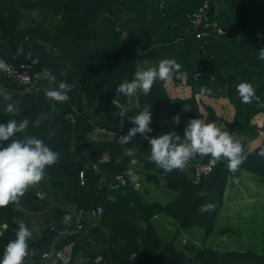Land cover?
<instances>
[{
	"label": "trees",
	"instance_id": "trees-1",
	"mask_svg": "<svg viewBox=\"0 0 264 264\" xmlns=\"http://www.w3.org/2000/svg\"><path fill=\"white\" fill-rule=\"evenodd\" d=\"M205 1L213 5V11L208 7V34L197 38L189 15L200 10ZM24 10L38 11L41 20L33 19L28 26L19 27ZM47 18L52 27L46 26ZM214 25L227 32L213 31ZM261 48L264 0H0V58L28 63L38 77L48 68L56 77L53 84L37 77L30 91L1 77L0 85L8 89L4 93L22 101L29 99L14 113L0 105V123L28 119V128L13 138L35 136L61 154L57 163L46 167L44 179L29 187L18 204L0 207V260L7 244L16 238L24 210H35L37 202L44 199L39 189L45 191L47 187L73 209H53V226L47 225L41 236L28 239L29 254L24 264H43L44 252L70 241L75 243L70 264H264V250L220 251L193 245V252L188 253L173 238L160 234L153 221L163 215L177 223L175 232L202 229L206 239L215 229L231 180L249 173L264 185V157L259 155L264 148V119L261 125L253 123L255 116L264 117V60L258 59ZM165 58L175 59L182 66V75L157 80L147 96L138 91L137 106L128 107V97L117 94V86L130 81L139 66L147 69ZM33 59L38 63L33 64ZM60 81L74 85L64 103L49 100L43 91L56 88ZM241 82H250L258 99L241 103L237 92ZM170 88L174 93L188 88L189 94L175 95ZM201 88L209 91L202 95ZM116 99L124 106L123 116L115 114L119 110L113 103ZM219 99L226 105L218 106ZM93 106L101 110L95 120L87 115ZM147 106L152 114L148 139L137 133L121 144L120 138L134 127L131 117ZM177 115L178 124L173 120ZM197 118L215 122L222 131L244 138L248 155L236 172H230L227 161L221 159L194 183L184 170L166 173L146 159L151 138L175 132L182 141L190 120ZM95 129L116 136L97 138L93 136ZM259 134L262 138L252 144ZM9 142H0V147ZM132 142V155H125ZM210 158L201 157L202 161ZM133 159L136 164L131 163ZM198 159L190 160L186 167L191 169ZM129 169L137 179L143 177L160 191L162 181L174 195L165 202L150 200L147 189L141 191L131 185ZM201 192L206 195L201 196ZM208 203L213 209L201 212V206ZM96 206L102 212L91 225L86 215ZM66 216L70 217L67 222ZM224 230L220 229L219 235ZM61 233H65L61 242L53 245Z\"/></svg>",
	"mask_w": 264,
	"mask_h": 264
},
{
	"label": "clouds",
	"instance_id": "clouds-1",
	"mask_svg": "<svg viewBox=\"0 0 264 264\" xmlns=\"http://www.w3.org/2000/svg\"><path fill=\"white\" fill-rule=\"evenodd\" d=\"M258 59L264 60V48L258 52ZM33 64L38 63V59L32 60ZM181 65L175 59H161L156 66L148 67L145 70L135 72L133 78L124 80L117 88L116 93L125 97L134 96L141 91L147 96L157 80L166 81L173 75H182ZM11 71V66L0 58V72ZM39 79L47 80L49 84L56 81V77L48 68H43L39 74ZM74 85L65 81H60L56 88H44V95L52 101L64 103L69 100L68 93ZM41 89H37V92ZM209 91L201 88L203 95ZM237 92L241 103L250 104L256 97V90L250 82H241L237 85ZM5 100H11V93H0ZM117 103V99L113 101ZM6 111L14 113L16 106L13 103L7 104ZM174 123H179V115L173 118ZM134 124L127 135L120 138L121 144H126L137 133L148 139L146 133L151 132L152 114L149 107H144L138 114L131 117ZM29 125L28 119L17 122L16 119H10L6 124L0 123V142L10 141L7 146L0 147V207H6L10 203L18 204L20 198L24 196L29 187L38 184L44 179L45 169L58 162L60 153L52 150L42 139L35 136L23 139L13 138L16 133H23ZM10 138H12L10 140ZM230 135L228 131H222L215 122H205L203 119H191L184 131V138L175 132L165 133L158 137L151 138L150 155L146 159L160 166L164 172H171L175 169L183 170L190 160L197 156L211 157V163L215 164L221 159L227 161L226 167L230 172H236L247 159V153L244 150L242 140ZM125 155H132L130 151H125ZM259 155L264 157V148ZM119 163V160H117ZM132 164L137 161L133 159ZM128 177L135 182L137 175L129 169ZM117 180L121 177L117 176ZM206 195L205 192L200 193ZM110 200L115 198L108 197ZM213 205L208 203L202 205L201 212H207L213 209ZM70 217H65V222ZM32 233L20 223L19 230L16 232V238L10 241L3 254L0 264H24L25 257L29 254L28 239Z\"/></svg>",
	"mask_w": 264,
	"mask_h": 264
},
{
	"label": "rangeland",
	"instance_id": "rangeland-1",
	"mask_svg": "<svg viewBox=\"0 0 264 264\" xmlns=\"http://www.w3.org/2000/svg\"><path fill=\"white\" fill-rule=\"evenodd\" d=\"M40 21V16H35ZM24 18L19 22V27H24ZM138 70H145L141 66ZM169 84V82H167ZM8 89L0 85V93H4ZM172 94L188 95L189 89L184 88L182 91L174 93L170 88ZM140 93H136L134 96L128 97V107L137 106V97ZM29 98L22 99L18 97H12L11 100H5L3 95H0V105L3 110L6 111L7 104L13 103L16 106V111L20 110L24 106V102H27ZM218 106H225L226 101L219 99L217 102ZM7 112V111H6ZM217 113L218 110H217ZM120 116L123 113H118ZM88 117H92L94 120L101 115V110L96 109L93 106L92 109L88 110ZM123 119L122 117L120 120ZM264 117L257 115L253 119V123L261 125ZM103 131L104 135L97 133V138L108 137L107 131ZM98 132V131H97ZM262 136H259L253 141L252 144H256ZM131 152V151H130ZM189 176L191 170L188 167L183 169ZM139 188L141 191H147L146 197L154 198L153 200H159L160 202L167 201L171 196L174 195V191L169 190L163 186L161 181V191L152 182H147L143 177H139L138 181ZM264 185L259 183L256 177L252 174H244L239 180H234L228 184L224 197V204L219 217L216 222L214 231L205 239L203 236L202 229L191 230H180L179 233L176 231L177 223L165 217V220L158 224V231L160 234H164L168 239L173 238L174 243L186 250L188 253L193 252V245L196 246H208L217 250L227 249H253L258 252L264 250ZM46 199V198H45ZM61 201H63L60 198ZM44 201V199L42 200ZM64 202V201H63ZM65 203V202H64ZM220 229H225L222 235H219ZM177 233V234H175Z\"/></svg>",
	"mask_w": 264,
	"mask_h": 264
},
{
	"label": "built area",
	"instance_id": "built-area-1",
	"mask_svg": "<svg viewBox=\"0 0 264 264\" xmlns=\"http://www.w3.org/2000/svg\"><path fill=\"white\" fill-rule=\"evenodd\" d=\"M211 6L213 5H210L208 1H205L203 7L200 10L189 15L191 29L197 38L208 34L206 28L209 25L206 23V17L208 14L207 9ZM212 30L216 31L217 33H223L222 28L217 27L216 25L212 26ZM7 63L11 66V71L0 72V78L7 77L11 79L17 86L23 87L25 91H30L38 77V74L33 70L32 66L28 63ZM115 104L119 107L118 111L123 113L124 106L119 102ZM210 161L211 158L206 161H202L201 157H199V159L192 164L190 169V177L194 183H198L201 178L205 177L212 171L216 163L213 164ZM79 176L82 182L83 173L80 172ZM134 185L136 188L139 187V183L136 181L134 182ZM94 212L99 215L102 212V208L100 206H96L94 208ZM74 244V241H70L63 244L61 247L52 250V252H44L41 256L43 264H70L72 260Z\"/></svg>",
	"mask_w": 264,
	"mask_h": 264
},
{
	"label": "crops",
	"instance_id": "crops-1",
	"mask_svg": "<svg viewBox=\"0 0 264 264\" xmlns=\"http://www.w3.org/2000/svg\"><path fill=\"white\" fill-rule=\"evenodd\" d=\"M35 16H40L41 20V14L38 11L35 10H24L23 11V18H24V27L28 26L33 19L39 21ZM49 18L46 19V26L47 27H52V24L49 22ZM21 22V20H20ZM23 28V27H22ZM92 109V108H91ZM123 120V119H121ZM98 131V132H97ZM103 131H99V129H95L93 131V136H97V133L100 135H104L105 133H102ZM108 137H113L116 136L112 132H107ZM94 136V137H95ZM135 149V143L132 142L130 145V151ZM138 181V179L136 180ZM38 185V184H36ZM43 191L42 189H39V192H41V197H44V201L37 202V207L35 210H24L25 211V216H24V221L23 223L25 226L29 229V231L32 233V236L30 237L31 239H35L43 234V231L47 225L53 226V221L51 220V213L55 207H65V208H71L73 207L69 205L68 203H64L63 201L60 200L59 197L55 196L52 194L49 190V188L44 187ZM46 198V199H45ZM154 198H150V200H153ZM19 209H24L21 206ZM87 220L91 225H94L96 223V217L98 215L94 212V209L87 213L86 215ZM165 216L163 215H157L153 218L154 224L156 225V228L158 230V224L160 221H164ZM65 233H61L55 239L53 240V245H56L61 242L62 238L64 237Z\"/></svg>",
	"mask_w": 264,
	"mask_h": 264
},
{
	"label": "water",
	"instance_id": "water-1",
	"mask_svg": "<svg viewBox=\"0 0 264 264\" xmlns=\"http://www.w3.org/2000/svg\"><path fill=\"white\" fill-rule=\"evenodd\" d=\"M210 11H211V12L213 11V6L210 7ZM222 31H223V33H226V32H227V30H226L225 28H222ZM232 36H233V35H231L230 37H232ZM151 108H152L153 111H156V110H157V108H156L155 105H152ZM118 113H119V111L117 110V111L115 112V114H118ZM158 117H159V119H161V113L158 114ZM120 122H122V120H120ZM119 130H121V128H119ZM157 167H160V166L157 165ZM101 180H102V179H100V181H101ZM131 185H134V183L132 182Z\"/></svg>",
	"mask_w": 264,
	"mask_h": 264
}]
</instances>
